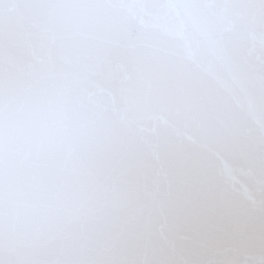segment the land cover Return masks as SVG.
<instances>
[{
	"label": "snow or ice",
	"instance_id": "1",
	"mask_svg": "<svg viewBox=\"0 0 264 264\" xmlns=\"http://www.w3.org/2000/svg\"><path fill=\"white\" fill-rule=\"evenodd\" d=\"M0 264H264V0H0Z\"/></svg>",
	"mask_w": 264,
	"mask_h": 264
}]
</instances>
